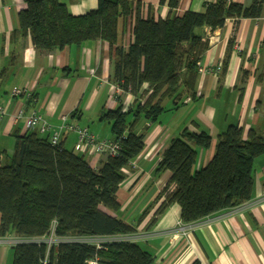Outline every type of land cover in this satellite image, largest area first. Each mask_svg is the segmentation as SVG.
<instances>
[{
	"label": "trees",
	"instance_id": "16d2710c",
	"mask_svg": "<svg viewBox=\"0 0 264 264\" xmlns=\"http://www.w3.org/2000/svg\"><path fill=\"white\" fill-rule=\"evenodd\" d=\"M262 2L243 5L214 0L205 2L201 12L187 10L181 16L154 20L142 17L139 2L132 0H98L96 9L80 15L70 14L58 0H25L14 32L30 35L33 44L45 51L87 40L106 41L111 78L135 101L125 111L120 103L101 115L110 123L111 138L119 148L117 155L105 156L97 169L88 153L61 143L52 145L48 132L28 128L11 133L12 152L2 151L0 161V237L44 236L53 221L57 236L131 234L156 204L146 229L171 204L179 205L183 223H192L249 201L254 194V160L264 152V136L249 129L244 137L240 126L230 124L217 134L209 162L198 168V148H209L212 138L205 130L184 128L170 140L157 163L154 174L168 171L169 179L154 200L130 223L110 213L121 208L116 193L126 177L123 169L144 149L149 127L141 133L135 127L141 120L157 122L176 109L185 95L194 96L198 63L208 48L198 30L221 28L226 19L255 18L261 14ZM177 3L168 0L171 8ZM129 22L133 39L123 49L117 45L118 26L122 30ZM225 68L224 61L220 71ZM166 101L170 103L165 105ZM11 249V264H41L46 247L28 242ZM94 257L100 264H150L153 260L136 241H114L104 248L61 242L50 249L48 264H87Z\"/></svg>",
	"mask_w": 264,
	"mask_h": 264
},
{
	"label": "crops",
	"instance_id": "0c3cea01",
	"mask_svg": "<svg viewBox=\"0 0 264 264\" xmlns=\"http://www.w3.org/2000/svg\"><path fill=\"white\" fill-rule=\"evenodd\" d=\"M72 15L96 9L98 0H58ZM139 2L141 15L154 20L168 15L181 16L185 11L201 12L205 2L214 0H177L171 8L168 0H132ZM249 5L252 0H234ZM25 0H0V156L12 152L11 133L28 128L24 118L13 120L22 111L38 112L57 127L62 116L72 124L87 127L97 139L111 138L110 123L101 119L107 110L122 104L125 111L134 106L135 97L123 92L111 78L112 60L103 40H87L62 49L45 51L37 48L30 35L14 32L18 13ZM132 22L120 31L117 45L126 49L132 42ZM122 31V32H121ZM208 41L200 63L215 68L225 61V71L199 72L194 96L185 95L177 108L165 112L157 122L141 120L136 133L149 128L144 149L123 171L125 179L116 195L121 204L112 213L130 223L150 204L169 179V172L154 174L163 150L184 128L207 131L212 144L198 148L195 168L206 165L214 154L217 134L230 124L264 136V0L261 14L255 18L226 19L221 28L207 26L198 30ZM14 86L28 89L30 97L11 94ZM188 99V100H187ZM170 103V101H169ZM168 103V104H169ZM73 115V116H72ZM77 141L75 131H63L60 143L72 149ZM89 159L99 168L104 155L90 151ZM253 197L235 207L192 222L193 228L183 234L179 227L180 207L171 204L152 228L145 225L153 206L140 224L138 239L152 254L150 264H264V152L254 160ZM15 236V235H9ZM12 245L0 242V264H11Z\"/></svg>",
	"mask_w": 264,
	"mask_h": 264
},
{
	"label": "built area",
	"instance_id": "2783aa9c",
	"mask_svg": "<svg viewBox=\"0 0 264 264\" xmlns=\"http://www.w3.org/2000/svg\"><path fill=\"white\" fill-rule=\"evenodd\" d=\"M220 66L215 68H207L198 63V72L210 71L218 72ZM30 91L28 89L14 86L11 90V94H24L30 97ZM4 112V109L0 107V115ZM19 118H24L25 126L27 128L37 129L40 133H49V141L52 145L60 143L61 135L63 131H75L77 135V141L74 145L78 151L89 153L94 152L96 155L104 156H115L118 153L119 145L112 138L97 139L92 133L89 132L87 127L79 126L76 124L69 123L65 116H62L61 123L57 127H52L51 124L43 117L42 114L32 111L28 115H24L22 111L13 115V120L17 121ZM1 161V156H0ZM92 167L97 169L95 163H92ZM178 227L180 231L185 234L193 228V223H183L181 220L178 221ZM55 221L52 222L51 227L47 235L24 238L19 236H5L0 237V242L7 245H16L19 243H37L44 244L46 247L45 255L41 260V264H48L50 249L61 242H78L85 244H93L96 248H104L107 243L114 241H136L138 234H107V235H91V236H57L54 232ZM87 264H100L96 257L89 258L86 260Z\"/></svg>",
	"mask_w": 264,
	"mask_h": 264
},
{
	"label": "rangeland",
	"instance_id": "374dc122",
	"mask_svg": "<svg viewBox=\"0 0 264 264\" xmlns=\"http://www.w3.org/2000/svg\"><path fill=\"white\" fill-rule=\"evenodd\" d=\"M204 72H207V71H204ZM208 72H210V71H208ZM199 73V72H198ZM203 73V72H202ZM213 73H215V72H213ZM188 100V99H187ZM169 103V101H166L165 102V105H167ZM139 245H143V243H139ZM9 251H10V253H12V249H9Z\"/></svg>",
	"mask_w": 264,
	"mask_h": 264
}]
</instances>
